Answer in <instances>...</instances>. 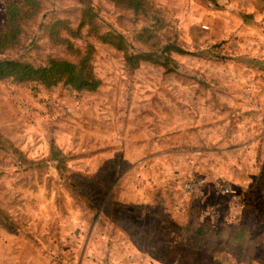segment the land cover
<instances>
[{
  "label": "rangeland",
  "instance_id": "rangeland-1",
  "mask_svg": "<svg viewBox=\"0 0 264 264\" xmlns=\"http://www.w3.org/2000/svg\"><path fill=\"white\" fill-rule=\"evenodd\" d=\"M148 1L136 12L112 0H42L20 43L0 52L36 64L78 60L49 26L65 18L77 27L89 10L93 23L68 35L75 48L94 43L102 80L79 92L0 79V129L23 155L0 147V264H131L149 248L169 260L165 245L177 241L180 264H224L222 251L242 264L234 247L182 236V223L202 221L247 223L264 258V17L253 0ZM95 26L148 58L128 64ZM191 175L207 184L187 191Z\"/></svg>",
  "mask_w": 264,
  "mask_h": 264
},
{
  "label": "trees",
  "instance_id": "trees-1",
  "mask_svg": "<svg viewBox=\"0 0 264 264\" xmlns=\"http://www.w3.org/2000/svg\"><path fill=\"white\" fill-rule=\"evenodd\" d=\"M119 6L127 7L136 12H147L150 2L148 0H112ZM42 7V0H5L6 22L0 26V52L5 51L20 43L23 25L26 21L35 18ZM93 23L91 11H85L77 27H73L69 20L57 18L49 26L50 39L56 43L65 44L69 49L80 51L78 60L52 56L42 64H36L25 59H16L0 56V79L11 78L17 82H37L46 86H55L60 83L67 84L73 89L84 92L99 88L101 78L97 75L93 56L95 45L90 40L86 41L83 49L75 48L73 40L68 34L80 36L85 25ZM94 33L103 41L115 45L125 53L128 64L137 66L141 59L148 58L144 52L130 51L126 40L114 31H98L95 26ZM92 32V30H90ZM169 51H181L177 45H167ZM0 147L13 148L18 154L19 149L0 129ZM23 156V155H22ZM51 158L56 159L60 168H65L66 162L61 150L52 144ZM64 170V169H63ZM182 236L193 234L195 237H208L216 243L234 247L244 252L242 264H255L256 237L248 230L247 223L230 226L216 227L209 222L182 223ZM218 258L224 264H239L235 257L228 252H218Z\"/></svg>",
  "mask_w": 264,
  "mask_h": 264
},
{
  "label": "crops",
  "instance_id": "crops-1",
  "mask_svg": "<svg viewBox=\"0 0 264 264\" xmlns=\"http://www.w3.org/2000/svg\"><path fill=\"white\" fill-rule=\"evenodd\" d=\"M252 3L254 7L260 10L262 16L264 17V0H253ZM248 5H251V4H248ZM262 20H263V26H264V19ZM248 230L252 235H255L256 237L255 264H264V258L262 257L263 255H262V252L260 250V245H259L258 230L257 229L255 230L253 227L249 229V226H248ZM137 248L140 250H143L141 246H138ZM165 249L167 251L166 254L168 256L169 255L172 256L173 259L170 258L168 260V259L160 258L159 256L155 255V253H153L149 248L144 253L143 252L139 253L141 255L135 257L133 261L130 260V263L131 264H180V260H182V257L184 254L183 252L181 253V250H184V247L181 246L180 241H177L176 243H173V244L171 243L166 244ZM116 261L118 264H129L127 258H124L122 256L118 258V260L116 259Z\"/></svg>",
  "mask_w": 264,
  "mask_h": 264
},
{
  "label": "built area",
  "instance_id": "built-area-1",
  "mask_svg": "<svg viewBox=\"0 0 264 264\" xmlns=\"http://www.w3.org/2000/svg\"><path fill=\"white\" fill-rule=\"evenodd\" d=\"M256 84L253 81H248L244 88V95L251 97L255 94ZM207 184V179L203 175H191L184 183V187L187 191L195 192L200 191ZM226 192L230 191V187L225 188Z\"/></svg>",
  "mask_w": 264,
  "mask_h": 264
}]
</instances>
